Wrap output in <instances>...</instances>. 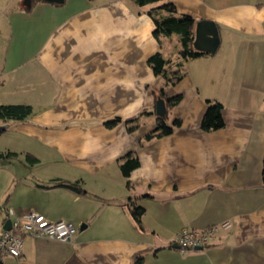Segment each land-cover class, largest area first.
Here are the masks:
<instances>
[{
  "label": "crops",
  "instance_id": "0c3cea01",
  "mask_svg": "<svg viewBox=\"0 0 264 264\" xmlns=\"http://www.w3.org/2000/svg\"><path fill=\"white\" fill-rule=\"evenodd\" d=\"M168 1L196 18L195 40L199 22L216 25L215 52L183 60L179 34L158 41L148 11L168 15L162 1L0 0V104L33 107L0 119V151L20 161H0V222L12 209L76 226L70 241L28 236L21 259L0 264H264V0ZM157 51L184 73L171 90L148 64ZM159 88L182 100L169 110ZM207 99L223 103L224 128L201 129ZM158 116L182 124L148 140ZM129 152L140 166L125 177ZM224 221L231 229L203 249L174 246L182 229Z\"/></svg>",
  "mask_w": 264,
  "mask_h": 264
},
{
  "label": "trees",
  "instance_id": "16d2710c",
  "mask_svg": "<svg viewBox=\"0 0 264 264\" xmlns=\"http://www.w3.org/2000/svg\"><path fill=\"white\" fill-rule=\"evenodd\" d=\"M139 6H145L151 3L163 2L159 9L165 10L168 15L157 17L153 10L148 11L149 15L153 18L155 28L153 35L160 41L161 36H169L173 33L180 35V41L182 49L180 51V58L183 60L189 58H195L203 55V52H199L194 48L195 40V25L196 18L187 14H178L177 7L173 2L168 0H133ZM171 63V59L165 58L160 51H157L148 58V64L153 69L156 75L162 74L165 76L166 81L175 84L180 81L184 75L181 70H175L168 72L167 67ZM164 99L167 108L170 110L175 107L181 100L182 95L177 94L174 96H168L165 90L162 88L157 96V99ZM224 105L222 102L213 99H207V108L201 119L200 127L203 131L210 132L222 129L226 126V121L223 116ZM33 113V107L28 104H0V119L3 120H26ZM121 121V118L116 117L104 122L105 126L111 128ZM129 123V130L134 131L139 126L137 117L126 121ZM182 124L180 118H176L173 124H169L166 118L158 116L156 119L155 129L147 135L146 139L150 140L154 137H164L175 132ZM17 152L13 151H0V161L12 160L18 157ZM25 159L35 164L39 160L35 156L27 153ZM121 170L125 177H129L130 173L140 166V159L135 152L127 153L121 159ZM262 179L264 183V158H263V170ZM58 185L68 187L79 194H85L86 190L80 185L79 181H59ZM127 185L130 186V181H127ZM133 218L138 224H141V217L145 213V209L139 205H133L131 208ZM136 264H143V258L138 257L135 261Z\"/></svg>",
  "mask_w": 264,
  "mask_h": 264
},
{
  "label": "built area",
  "instance_id": "2783aa9c",
  "mask_svg": "<svg viewBox=\"0 0 264 264\" xmlns=\"http://www.w3.org/2000/svg\"><path fill=\"white\" fill-rule=\"evenodd\" d=\"M11 228H4L5 222H0V262L12 256L21 259L26 237H46L61 241H70L76 232V226L66 220L52 221L43 214L25 211L18 215L12 209L7 211ZM232 222L224 221L202 230L184 228L176 236L175 245L182 252H189L211 244L221 232L228 231Z\"/></svg>",
  "mask_w": 264,
  "mask_h": 264
},
{
  "label": "water",
  "instance_id": "95a60500",
  "mask_svg": "<svg viewBox=\"0 0 264 264\" xmlns=\"http://www.w3.org/2000/svg\"><path fill=\"white\" fill-rule=\"evenodd\" d=\"M30 1V0H29ZM48 2L63 3L65 0H46ZM220 37L219 30L211 21L199 22L196 32V40L194 41V48L199 52H215L219 46ZM160 104H157V110H160ZM8 125H0V132L7 129ZM4 228H11V221L8 220ZM177 247L176 245H174Z\"/></svg>",
  "mask_w": 264,
  "mask_h": 264
},
{
  "label": "rangeland",
  "instance_id": "374dc122",
  "mask_svg": "<svg viewBox=\"0 0 264 264\" xmlns=\"http://www.w3.org/2000/svg\"><path fill=\"white\" fill-rule=\"evenodd\" d=\"M231 77V75H229V78ZM230 81H232V79L230 78L229 79ZM179 82V81H178ZM178 82L177 83H175V84H178ZM165 84H167V86H169L170 87V90L172 89V88H175L174 87V85L175 84H172V83H169L168 81H165ZM160 90H161V88H159V92H160ZM159 92H158V95H159ZM153 110H155V111H157V105L153 108ZM157 113V112H156ZM167 121V120H166ZM170 122L173 124V118L170 120ZM24 160H26L25 158H24ZM27 161V160H26ZM11 162H14V164H18V163H20V161L18 160V159H16V158H14V159H12L11 160Z\"/></svg>",
  "mask_w": 264,
  "mask_h": 264
}]
</instances>
